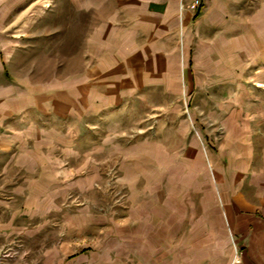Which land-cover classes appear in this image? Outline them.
I'll return each instance as SVG.
<instances>
[{"label": "rangeland", "instance_id": "obj_1", "mask_svg": "<svg viewBox=\"0 0 264 264\" xmlns=\"http://www.w3.org/2000/svg\"><path fill=\"white\" fill-rule=\"evenodd\" d=\"M153 1L171 14L148 17ZM193 1L0 0L6 70L49 88L0 159V264L235 257L232 200L254 196L224 124L253 94L216 69L233 30L201 15L228 19L233 0Z\"/></svg>", "mask_w": 264, "mask_h": 264}, {"label": "crops", "instance_id": "obj_2", "mask_svg": "<svg viewBox=\"0 0 264 264\" xmlns=\"http://www.w3.org/2000/svg\"><path fill=\"white\" fill-rule=\"evenodd\" d=\"M162 5L161 1H153L143 9L150 18L169 16L171 12ZM233 7L228 19L220 9L216 16L209 9L201 14L212 30L217 28L222 33L233 30L234 39L222 43L224 53L216 69L221 68L222 74L239 73L245 81L247 99L248 94H253L252 100L231 104L233 111L240 112L224 124L226 156L230 161L244 159L243 166H234V171L245 174V189H252L254 197L245 200L231 197V206L236 207L234 234L238 236L239 247L231 261L220 264H264V0H233ZM48 89L8 72L0 51V159L9 158L12 147L26 140L33 124L28 114L37 111L40 91L48 95ZM9 169L10 166L0 162V175ZM238 188L236 182L235 190ZM191 262L196 264L193 259Z\"/></svg>", "mask_w": 264, "mask_h": 264}, {"label": "built area", "instance_id": "obj_3", "mask_svg": "<svg viewBox=\"0 0 264 264\" xmlns=\"http://www.w3.org/2000/svg\"><path fill=\"white\" fill-rule=\"evenodd\" d=\"M199 6H200V1H199V0H194V1L191 3V8H192V9H198Z\"/></svg>", "mask_w": 264, "mask_h": 264}]
</instances>
